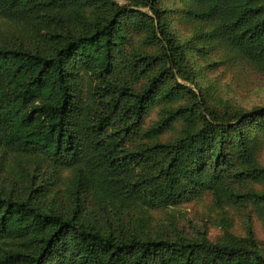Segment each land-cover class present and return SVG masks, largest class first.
I'll return each instance as SVG.
<instances>
[{"label": "trees", "instance_id": "obj_1", "mask_svg": "<svg viewBox=\"0 0 264 264\" xmlns=\"http://www.w3.org/2000/svg\"><path fill=\"white\" fill-rule=\"evenodd\" d=\"M182 17L264 66V0H0V19L25 29L0 40V173L13 156L49 170L18 189L2 174L0 264H264V190L251 187L264 181V106L237 108L197 84L173 28ZM131 31L157 50L127 57ZM64 168L69 184L51 193ZM46 192L57 203L43 205ZM203 193L225 219L229 206L248 209L243 236L152 228L147 210Z\"/></svg>", "mask_w": 264, "mask_h": 264}, {"label": "rangeland", "instance_id": "obj_2", "mask_svg": "<svg viewBox=\"0 0 264 264\" xmlns=\"http://www.w3.org/2000/svg\"><path fill=\"white\" fill-rule=\"evenodd\" d=\"M116 1L120 4H130V0ZM143 10L147 11V8ZM148 11L150 10L148 9ZM173 24L179 40L189 46L186 53L194 65L191 63L192 69L196 73L197 84L206 90L212 91L216 97L230 101L237 108L249 110L253 107L264 106V66L252 63L216 41H209L207 29L211 26L210 24L205 26L202 22L194 19L186 20L184 17ZM23 31L25 32V29L22 25H16L6 19H0V40L13 44V42L20 40L18 34ZM26 31L28 32L29 29H26ZM196 32L202 34V42H192L191 36ZM129 34L128 43L124 46V54L127 57L134 50H157L156 47L144 42L142 34L139 35L135 31H131ZM89 82L90 80L84 78V87ZM142 82L143 79L137 84L141 85ZM179 82L192 87L196 92L199 91L198 86L193 82H185L181 79ZM161 106L157 105L151 110L146 117V124H150L158 118ZM181 128V123H177L168 134L175 137ZM35 158L38 159V164L31 162L34 161V155L26 156L25 162L21 164L16 156H13L10 159V163L5 167L4 173H0L3 185L11 187L10 180H5L4 175L6 177L14 176L15 186L13 187L17 189L23 183L24 174L28 175V185H31L33 180L37 184L47 182L49 179L47 163H44L45 161L37 156ZM257 158L264 162V147L257 154ZM25 164L28 167H24ZM23 169L27 172L22 171ZM72 175V169H62L58 181L51 186L50 192L54 193L58 190L64 192ZM251 187L264 190V181L251 183ZM53 200L57 203L58 197L53 198V194H47V192L41 197L43 205H48ZM229 207L232 215L229 214L228 219H225L220 209L214 204L211 194L203 193L180 205L149 209L146 213L154 230H165L169 233L174 229H181L186 233L194 234L196 230L204 229L208 233L209 238L216 241L224 236L226 230L239 236L244 235L248 209L241 206ZM230 219L232 220V226L229 225ZM226 222H228V226H225ZM254 227L257 239L264 245V220L256 214H254Z\"/></svg>", "mask_w": 264, "mask_h": 264}]
</instances>
